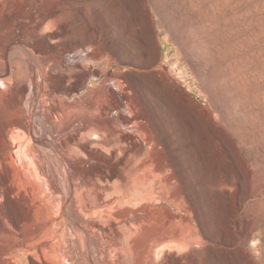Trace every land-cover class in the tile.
<instances>
[{
	"label": "rangeland",
	"instance_id": "1",
	"mask_svg": "<svg viewBox=\"0 0 264 264\" xmlns=\"http://www.w3.org/2000/svg\"><path fill=\"white\" fill-rule=\"evenodd\" d=\"M43 3L41 9L60 8L59 21L56 24L47 21L45 32L35 38L32 27L39 18L35 22L24 20L25 36L44 39L50 47L83 43L71 52L57 55L56 65L61 64L65 73L74 70L66 79V86L73 84L77 73L88 71L83 88L72 94L54 92L49 87L56 79L50 77L56 72L53 63L33 52L42 64L36 80L42 81V74L46 76L45 96L56 97L64 106L67 103L80 107L82 102L108 88L125 93V86L108 74H126L147 100L155 103L149 110L156 118L158 131L159 116L164 117L181 141L182 156L173 161L184 198L173 210L172 221L173 213L166 208L130 207L125 219L131 229L128 227L125 233L124 229L118 232L117 223L122 220L117 213L119 209L99 208L100 211L86 213L81 210L83 196L78 190L71 206V213L77 214V218H72L65 208L59 209L46 199L47 193L34 180L29 185L35 188L40 207L33 210L32 221L24 219L16 223L14 219L25 216L26 208L19 197H6L7 187H1L0 264H159L166 257L175 261L182 258L184 264H194L197 259L202 264H264V0H43ZM13 30L19 34L17 25ZM99 48L108 50L109 55L100 60L88 58ZM107 60V65L100 67ZM133 62L137 67L131 65ZM75 63L79 66L72 65ZM159 69L166 73L164 80ZM154 75L156 83L150 81ZM159 81L176 90L174 99L159 93ZM178 97L189 99L195 106V115L206 130L205 146H199L200 129L190 133L193 138L190 150L182 145L186 123L176 102ZM35 104V113L40 114L44 102L40 99ZM120 112L134 116L124 104L111 107L109 118L117 123ZM73 114L68 119L61 118L64 123L53 121L48 133L39 134L60 144L82 125L80 115ZM134 127H138L136 120L120 126L127 133H133ZM22 151V159L29 161L28 150ZM200 151H205V163ZM79 165L76 159L72 169ZM83 178L91 182L88 174ZM65 180L61 178L54 185L55 195L67 201L71 194ZM92 197L99 195L93 193ZM143 218L145 222L138 224ZM159 221L187 247L169 248L160 254L156 247L154 253L148 252L154 242L152 235H159Z\"/></svg>",
	"mask_w": 264,
	"mask_h": 264
},
{
	"label": "bare ground",
	"instance_id": "2",
	"mask_svg": "<svg viewBox=\"0 0 264 264\" xmlns=\"http://www.w3.org/2000/svg\"><path fill=\"white\" fill-rule=\"evenodd\" d=\"M52 2L50 1L49 5ZM43 4V0H0V188L7 187L4 195L19 197L22 206L26 208L25 216L14 221L16 223L24 219L32 221L33 210L40 207L41 201L35 198V188L29 185L31 180L38 182L44 194L47 193L46 199L48 198L59 209L65 208L72 218H77V214L71 213V206L74 201L73 195L78 190L83 196L81 210L86 213H92L99 208L119 209L117 213L122 220L117 223L120 225L118 232L121 229L127 232L129 224L125 218L129 214L130 207L146 210L166 208L173 213L176 205L184 198L180 188L181 179L173 161L174 158L182 156L179 150L181 141L179 142L175 131L167 126L164 117L159 116L158 131L156 118L149 110V107H154L155 103L150 98L147 100L135 82L128 80L126 74L109 73V78L117 79L119 84L125 86L126 92L118 93L114 88H108L107 91L95 94L86 103L82 102L80 107L67 103L64 106L57 102L56 97L45 96L47 93L43 90V83L46 76L42 74L40 79L43 82L36 80L42 64H39V57L33 52L43 55L45 60L49 59L53 63V70L56 72L51 73L50 77L56 79L52 80L49 87L54 92L72 94L83 88L87 83L88 71L83 69L82 72L77 73L73 84L66 86L65 81L74 70L65 73L66 69L63 70L61 64L56 65L59 64L57 55L62 51L71 52L83 43L76 41L64 48L50 47L45 44L44 39L34 40L25 36L27 24L24 20L35 22L36 18H39L32 27L35 38L40 36L47 21L53 24L59 21L57 13L60 8L53 9L52 6L41 9ZM19 19L22 21L16 24ZM16 25L19 34L13 30ZM151 29L153 31V28ZM107 51L99 48L90 53L88 58L100 60L109 55ZM15 56L19 59H15ZM60 62L71 64L67 61ZM107 62L108 60L100 63V67L106 66ZM135 63L131 65L136 66ZM76 64L78 63L72 65L79 66ZM98 71L92 75H97ZM159 74L162 79L166 78V73L161 69ZM155 77L154 75L150 81L156 83ZM175 92L176 90L169 88L167 83L159 81L160 94L174 99ZM40 99L44 102L43 110L41 115L36 112L38 115L35 116L37 108L35 103ZM189 101L180 97L176 99L186 123L183 128L182 145L190 150L193 139L190 135L191 131L194 129L202 131L198 134L199 146H205L206 130L195 115V106ZM124 104L128 105L134 116L130 117L127 112L126 114L120 112L117 115V123L113 122L109 118L111 107L119 108ZM72 113L80 115L82 125L71 131L72 133L60 144L39 134L48 133L53 121L64 123L61 118L68 119ZM133 120L138 122V127H134V135L120 128L121 125H128ZM23 149L28 150L30 162L22 159ZM200 157L205 163V151H200ZM76 159L80 161V165L73 170ZM85 173L86 176L87 174L91 176V182L83 178ZM61 178L66 179V187L71 194L67 201L65 197L55 195L57 192L54 184H58ZM93 193H98L99 197L93 198ZM49 200L47 201L50 202ZM174 219L173 213L170 221ZM57 220L56 217L54 221ZM144 222L143 218L138 224ZM160 223L161 221H159V235H152L154 242L149 245L148 252L154 253L156 247H159V254L160 251L169 248L178 250L177 248L187 247L184 242L176 239L172 231L165 229ZM36 234H39V231ZM159 264L184 263L182 258L175 261L166 257V260ZM194 264H202V262L197 259Z\"/></svg>",
	"mask_w": 264,
	"mask_h": 264
}]
</instances>
